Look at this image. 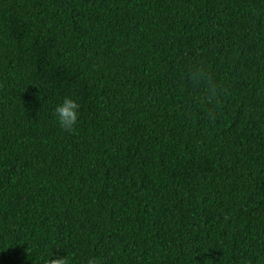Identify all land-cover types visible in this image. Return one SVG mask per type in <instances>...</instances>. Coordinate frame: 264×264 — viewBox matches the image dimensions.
<instances>
[{"label":"trees","instance_id":"1","mask_svg":"<svg viewBox=\"0 0 264 264\" xmlns=\"http://www.w3.org/2000/svg\"><path fill=\"white\" fill-rule=\"evenodd\" d=\"M53 246L264 264V0H0V264Z\"/></svg>","mask_w":264,"mask_h":264},{"label":"clouds","instance_id":"2","mask_svg":"<svg viewBox=\"0 0 264 264\" xmlns=\"http://www.w3.org/2000/svg\"><path fill=\"white\" fill-rule=\"evenodd\" d=\"M208 71V70H205ZM205 71H197L193 73V79L204 81L205 82V94L203 96L208 102H212L213 99H216L221 93L218 92V89L222 90V85L211 79L210 75L205 76ZM79 103L76 99L71 96H65L60 100L55 108L53 109V116L56 123L64 130L71 133L77 123L79 118ZM53 248L60 249L59 247L53 246L50 251L46 250V255L44 259V264H69L68 256L61 258L58 255H54L52 252ZM87 264H100L99 258H89Z\"/></svg>","mask_w":264,"mask_h":264}]
</instances>
